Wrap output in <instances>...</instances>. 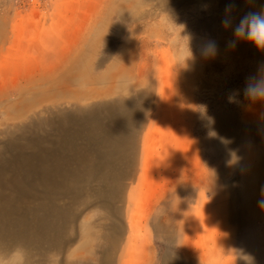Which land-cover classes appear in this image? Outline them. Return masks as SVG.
Listing matches in <instances>:
<instances>
[{"label":"rangeland","instance_id":"obj_1","mask_svg":"<svg viewBox=\"0 0 264 264\" xmlns=\"http://www.w3.org/2000/svg\"><path fill=\"white\" fill-rule=\"evenodd\" d=\"M185 1L0 0V148L10 133L22 144L35 134L42 148L54 144L62 112L77 120L97 109L109 159L124 173L113 197L98 200L89 190L106 157L101 140H78L96 166L66 167L79 171L78 188L55 202L80 210L76 240L49 264H264V103L243 91L249 78L264 79V51L246 41L228 51L235 37L222 26L221 0ZM229 2L234 24L264 10L262 0ZM210 40L212 57L202 54ZM28 73L20 89L33 87L38 99L20 116L1 98L14 101L13 84ZM64 81L72 88L64 100H42L44 82ZM113 87L123 91L107 93ZM120 102H130L133 119L117 124L98 107L119 117Z\"/></svg>","mask_w":264,"mask_h":264},{"label":"bare ground","instance_id":"obj_2","mask_svg":"<svg viewBox=\"0 0 264 264\" xmlns=\"http://www.w3.org/2000/svg\"><path fill=\"white\" fill-rule=\"evenodd\" d=\"M192 1H196L197 3L207 2V0H186L185 3L187 4ZM221 1L222 4H227V0ZM167 3L171 6L169 2ZM256 6L263 7L264 0L257 2ZM0 29L2 30L3 26ZM240 42L242 43V41ZM226 47L229 52L236 50V47ZM239 50L238 44L237 51ZM244 53L247 56H252L255 52L249 50ZM26 75L16 80L13 84V91L17 89L14 93L16 97L14 101H10V97L8 96L1 98L3 99L1 105L5 110L10 108L16 109L20 116L23 113L20 107L24 102L35 100V103L38 99L37 92L35 90L32 91L33 87L28 89L25 94L22 93L23 90L20 89L19 83L21 81L24 83L33 78L32 73ZM42 85H44L42 100L45 102L53 97H56V100H64L65 98L63 97L68 96L67 94L71 92L69 89L71 87L65 81L61 84L53 83L48 85L44 82ZM56 90H59V92ZM116 90L123 91V88L113 87L107 93L113 94ZM90 91L92 92L89 94L93 98L105 96V92H98L95 88H91ZM75 95L77 98L82 97L80 93ZM129 104L130 102L115 104L116 106H123V111L120 112L119 117L115 113L116 111L113 106L98 107L99 110L106 111L111 116L113 122L119 124L135 117V113L129 109ZM96 110L83 115L82 118L78 117L77 120H74L70 114L62 112L63 119L57 121L59 125L58 130L60 131L58 132L62 137L54 144L50 143L43 148L38 143L39 140L36 134L32 137L34 141L29 144H22V137H17L14 134L11 135V133L8 135L7 140H5L0 148V254L8 256L17 247H20L25 252L26 264H49L52 261L50 257L51 252L55 251L59 253L65 247L75 242L76 238L73 234L76 232H72V234L70 233V229L77 222L78 217H80V210L74 212L71 206H61L55 201L58 195L76 194L75 189L78 187L74 184L76 181L72 180H75L79 176L77 175L79 171L73 174L74 170L65 171L68 164H70L69 162L80 159L79 161L84 166V169L89 170L90 167L91 170L95 169V160H91L90 155L86 153L90 144L82 143L81 146L77 144L79 139L89 142L101 140V145H98L97 148L101 153L100 156L105 155L106 157L101 160V163L99 161V175L96 173V176H94L98 182L89 191L94 190V195H96L98 200L99 198L107 200L113 197V186H117L120 179H123L124 173L118 170L120 169L118 166L120 161L118 159L116 161L109 159L111 154L107 151V148L111 147H108L105 143H107L106 141L110 136L108 133L103 132V126L99 125V120H95L93 117ZM4 113L7 114L8 112ZM117 117L119 120H117ZM71 124H75L76 128L72 133H69L68 125ZM38 127L39 125L36 126V129ZM93 174L88 175V178H91ZM82 183L80 182V185ZM86 201L83 203V206L89 203ZM113 229V226H111V230ZM52 255L54 256V254ZM61 264L76 263L65 261L61 262Z\"/></svg>","mask_w":264,"mask_h":264},{"label":"clouds","instance_id":"obj_3","mask_svg":"<svg viewBox=\"0 0 264 264\" xmlns=\"http://www.w3.org/2000/svg\"><path fill=\"white\" fill-rule=\"evenodd\" d=\"M236 8L234 2L225 5V16L222 18V26L233 31L234 40L229 41L230 47H235L238 41H246L254 44L259 50L264 51V10L249 11L238 21L233 23L231 13ZM218 51L215 41H208L202 48V54L212 57ZM190 54V52H189ZM244 95L252 102L264 103V79L249 78L244 88ZM0 264H26L25 252L17 247L10 255L0 254Z\"/></svg>","mask_w":264,"mask_h":264}]
</instances>
